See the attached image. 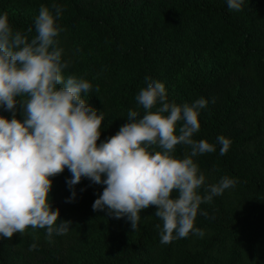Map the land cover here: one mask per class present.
<instances>
[{"label": "trees", "instance_id": "1", "mask_svg": "<svg viewBox=\"0 0 264 264\" xmlns=\"http://www.w3.org/2000/svg\"><path fill=\"white\" fill-rule=\"evenodd\" d=\"M42 5L54 15L53 5L63 8L55 46L69 63L63 75L93 85L81 96L105 115L98 143L128 123L130 109L142 113L135 97L151 77L165 85L169 102L208 101L193 138L216 151L193 158L206 177L198 193L225 176L237 183L200 205L195 227L203 237L162 244L156 206L141 211L134 231L127 217L93 210L106 185L83 178L67 202L73 189L65 169L52 178L50 195L59 219L72 222L69 231L52 242L45 229L0 238V264H264V0H244L240 11L227 0H0V15L31 40ZM22 113L18 104L16 118ZM0 115L13 114L0 108ZM220 136L231 141L224 155ZM189 151L178 145L174 156Z\"/></svg>", "mask_w": 264, "mask_h": 264}, {"label": "clouds", "instance_id": "2", "mask_svg": "<svg viewBox=\"0 0 264 264\" xmlns=\"http://www.w3.org/2000/svg\"><path fill=\"white\" fill-rule=\"evenodd\" d=\"M243 2L227 0L229 9L236 11ZM52 7L55 15L49 7H40L31 40L13 30L6 13L0 15V108L13 114L11 119L0 115V238L24 235L29 228L45 229L52 242L54 235L69 231L72 222L59 219L60 210H53L50 195L52 178L65 169L72 174L67 184L73 189L67 202L74 200L75 186L88 178L106 185L92 205L94 211L106 209L115 219L127 217L135 231L141 211L156 206L162 244L190 233L203 237L195 227L200 205L237 183L225 176L209 185L205 195L198 193L206 177L193 158L216 151L208 140L193 138L201 129L199 109L208 101L169 102L165 85L145 77L146 86L135 97L142 113L130 109L128 123L98 143L105 115L81 96L93 91L88 80L63 75L69 63L62 62V49L55 46L62 30L56 21L63 8ZM18 104L23 120L16 118ZM217 140L220 155L226 154L231 141L224 136ZM178 145L190 149L183 159L174 156ZM36 248L33 243L29 251Z\"/></svg>", "mask_w": 264, "mask_h": 264}]
</instances>
